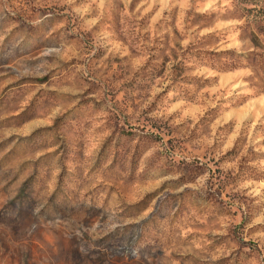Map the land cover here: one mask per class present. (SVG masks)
I'll list each match as a JSON object with an SVG mask.
<instances>
[{"label":"clouds","instance_id":"obj_1","mask_svg":"<svg viewBox=\"0 0 264 264\" xmlns=\"http://www.w3.org/2000/svg\"><path fill=\"white\" fill-rule=\"evenodd\" d=\"M28 3L0 22V264H264V0ZM117 116L134 156L93 168Z\"/></svg>","mask_w":264,"mask_h":264},{"label":"rangeland","instance_id":"obj_2","mask_svg":"<svg viewBox=\"0 0 264 264\" xmlns=\"http://www.w3.org/2000/svg\"><path fill=\"white\" fill-rule=\"evenodd\" d=\"M5 0H0V4H3ZM6 8H4L3 11V20L2 22L5 26H13L16 24H21L26 17L33 14V10L31 6L28 3V0H6ZM251 43L255 47H264V43L261 42L260 36L256 33H252L250 37ZM118 75L121 76V79H123V73L117 72ZM42 81L36 80L29 82L26 84V87L29 88H36L38 87ZM131 86V85H127ZM10 87H17V85H11ZM163 99V96L157 97L156 101L153 104V107L156 103H160ZM15 103V97L12 96L8 89H4L3 93H0V106L4 107H12ZM77 108L80 111V119L82 122H86L88 119L87 112L88 111H96L99 115L98 109L96 107V102H85L82 105H78ZM126 123V121H125ZM152 127L155 129L154 132L149 133L148 135L152 138L162 139V137H158L157 133L160 131L159 128H156L155 125H152ZM103 129H97L96 133H102ZM135 129L128 127H122L120 122V117L117 116L115 120V131H113L112 135L107 137L104 142L103 146L101 148L100 155L96 158V161L93 162L92 167L93 168H113L114 166H118L120 161L122 159L128 158V156L131 154L134 156V153L132 152V149L130 147H127L126 143L120 139V137H128L129 141L131 142V138L134 136ZM119 134V136L117 135ZM56 138L55 136L49 137L48 140L45 141V143H50L54 141ZM57 153H50L49 156L56 155ZM26 155V154H25ZM47 157L42 162L41 171H43L45 168H47ZM19 162V161H18ZM22 167H25L24 165H21ZM83 166V164L79 165ZM25 171L28 175V179L25 180L20 187H25L31 180V176L34 172V169H28L25 167ZM187 210V208L185 209ZM196 211V210H193ZM179 215V214H178ZM175 218V217H174ZM51 239V237H50ZM66 246L68 245L67 238L65 240Z\"/></svg>","mask_w":264,"mask_h":264}]
</instances>
